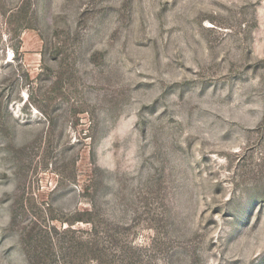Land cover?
I'll list each match as a JSON object with an SVG mask.
<instances>
[{"label": "rangeland", "instance_id": "1", "mask_svg": "<svg viewBox=\"0 0 264 264\" xmlns=\"http://www.w3.org/2000/svg\"><path fill=\"white\" fill-rule=\"evenodd\" d=\"M0 264H264V0H0Z\"/></svg>", "mask_w": 264, "mask_h": 264}]
</instances>
